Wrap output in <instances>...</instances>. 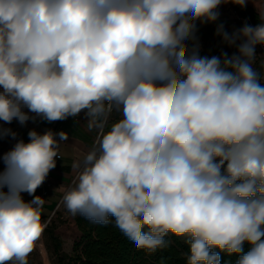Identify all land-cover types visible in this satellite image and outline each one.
Segmentation results:
<instances>
[{
  "label": "clouds",
  "instance_id": "clouds-1",
  "mask_svg": "<svg viewBox=\"0 0 264 264\" xmlns=\"http://www.w3.org/2000/svg\"><path fill=\"white\" fill-rule=\"evenodd\" d=\"M228 2L247 0H0V121L83 112L98 133L59 189L71 216L114 222L148 255L176 237L186 264H221L220 252L264 264V7L255 27L218 26L231 56L186 43ZM5 137L17 133L0 126ZM67 139L32 129L0 155V264L36 250L50 264L35 193Z\"/></svg>",
  "mask_w": 264,
  "mask_h": 264
},
{
  "label": "trees",
  "instance_id": "trees-1",
  "mask_svg": "<svg viewBox=\"0 0 264 264\" xmlns=\"http://www.w3.org/2000/svg\"><path fill=\"white\" fill-rule=\"evenodd\" d=\"M237 17L234 22L240 29L244 24L255 27L261 23L258 12L254 7L245 5L241 7L228 2ZM196 32L194 38L186 41L191 45L195 38L201 39L204 43L216 40L219 45L209 48V52L214 56H221L227 53L231 56L230 49L220 35L217 34V21L196 22ZM264 76V75H263ZM264 83V79L261 81ZM75 226L79 236L72 242L70 252L62 248L61 239L54 233L53 228L45 227L44 232L48 236L55 256V264H186L182 253L187 252V245L182 238L169 237L171 245L165 249L157 251L152 255L138 250L114 225L94 224L81 216L74 217ZM248 246L245 245V251ZM221 264H236V255H227L220 252Z\"/></svg>",
  "mask_w": 264,
  "mask_h": 264
},
{
  "label": "crops",
  "instance_id": "crops-1",
  "mask_svg": "<svg viewBox=\"0 0 264 264\" xmlns=\"http://www.w3.org/2000/svg\"><path fill=\"white\" fill-rule=\"evenodd\" d=\"M246 5L253 6L252 3L246 2ZM219 15L217 18L218 26L223 25L229 27L230 24L236 19V13L232 10L229 3H222L217 9ZM118 118L117 115L113 114V119ZM57 122L48 123L47 121L41 120L39 117L36 120L29 121L27 127L20 135L19 139H23L25 142L28 141V132L35 129L39 133L53 128ZM62 129L67 133V141L61 143L59 149V155L56 159V167L52 169L46 177L44 183L47 185V195L43 197L45 200L42 221L47 222L52 217V214L62 204L63 193L59 190L60 186H69L73 183L76 178V173L73 171L72 165L78 159H81V153H86L94 144L97 131H89L86 127V121L84 113L82 112L75 121L70 119L62 123ZM18 139V140H19ZM42 185L37 188L35 195L40 196ZM24 199L31 200L32 196L27 193L22 194Z\"/></svg>",
  "mask_w": 264,
  "mask_h": 264
},
{
  "label": "rangeland",
  "instance_id": "rangeland-1",
  "mask_svg": "<svg viewBox=\"0 0 264 264\" xmlns=\"http://www.w3.org/2000/svg\"><path fill=\"white\" fill-rule=\"evenodd\" d=\"M247 2L252 3V0H247ZM252 4L254 6V9L256 10L259 7H264V0H254V3ZM236 18H238L237 15H236ZM230 28L231 26L229 27L223 26L224 31L228 32L229 34H231L229 30ZM195 44H199L201 48L204 50L205 54L209 53L210 47L219 45L216 42V40H212L210 43L206 44L201 39L195 38L194 42L191 45H188V47L192 48ZM229 49H230L231 55L236 52L235 46H229ZM255 51H256V62L254 64V67L258 71H260L263 76L264 67H261V65L262 63H264V52L259 46L256 47ZM28 123L24 126H21L15 120L11 124H5L4 122L0 121V126L4 128H11L14 132L17 133L16 140H18L22 132L27 127ZM16 140H13L11 137H5L3 139H0V155L9 151L15 144ZM2 167L3 165L0 164V168ZM47 226L49 228H53L54 233L61 239L63 250L66 252H70L72 242L78 238L79 232L75 226L74 217L71 216V214L67 212L63 203L60 205V207H58V209L54 211L50 220L46 222V227ZM41 241L44 245L43 255L47 257V259L50 261V264H55L53 246L50 240L48 239V236L46 233L42 234ZM28 264H42V254L39 250H36L30 254L28 258Z\"/></svg>",
  "mask_w": 264,
  "mask_h": 264
},
{
  "label": "built area",
  "instance_id": "built-area-1",
  "mask_svg": "<svg viewBox=\"0 0 264 264\" xmlns=\"http://www.w3.org/2000/svg\"><path fill=\"white\" fill-rule=\"evenodd\" d=\"M231 26V28L229 29L230 30V33H232V32H234L235 30H237V29H239L236 25H235V22L233 21L232 22V24L230 25ZM262 50H263V52H264V45H258ZM70 119H73V120H75V121H77L78 120V117H69L68 119H66V120H63V121H56L57 123H56V125H54L53 126V128H50L52 131H54V132H59V131H63V129H62V123H64V122H66V121H68V120H70ZM97 137V136H96ZM96 140V139H95ZM63 142H65V141H63ZM63 142H61V143H63ZM46 184L45 183H43L42 184V189H41V192H40V196L43 198L45 195H47V193H48V190H47V188H46Z\"/></svg>",
  "mask_w": 264,
  "mask_h": 264
}]
</instances>
